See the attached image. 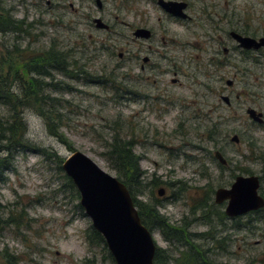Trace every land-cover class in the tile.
Instances as JSON below:
<instances>
[{
	"label": "rangeland",
	"instance_id": "374dc122",
	"mask_svg": "<svg viewBox=\"0 0 264 264\" xmlns=\"http://www.w3.org/2000/svg\"><path fill=\"white\" fill-rule=\"evenodd\" d=\"M100 1L103 12L95 0H0V15L23 30L0 34L2 74L50 48L64 56L70 73L29 78L44 86L43 108L51 111L67 146L48 133L33 104L18 111L22 88L31 81L20 74L21 82L10 78L0 90V97L8 89L12 96L9 105L0 102V127L9 122L12 107L27 129L23 148L4 161L10 169L0 175V264H7L4 254L15 264H114L102 245L87 241L91 222L61 166L79 152L117 179L103 154L120 134L134 141L140 158L137 201L187 234L172 242L151 224L154 243L170 264H264V212L230 220L225 205H214L215 191L229 189L238 176L258 177L264 199V49L243 56L228 36L264 37V0H188L192 23L161 33L168 47L156 50L167 52V61L155 60L145 71L134 61L148 52L145 43L131 40L129 4ZM97 18L112 32L95 29ZM222 96L230 99L229 107ZM248 108L262 114V125L248 119ZM213 126L217 131L209 139ZM233 136L237 145L230 143ZM152 181L159 186L153 188ZM191 248L199 254L194 263L186 260Z\"/></svg>",
	"mask_w": 264,
	"mask_h": 264
},
{
	"label": "water",
	"instance_id": "95a60500",
	"mask_svg": "<svg viewBox=\"0 0 264 264\" xmlns=\"http://www.w3.org/2000/svg\"><path fill=\"white\" fill-rule=\"evenodd\" d=\"M97 6L100 1L96 0ZM165 10L170 14L183 11V5L165 4ZM97 30H107L100 20H95ZM140 38H146L147 33H137ZM230 39L242 51H259L264 48V37L255 40L231 32ZM224 55L228 53L224 49ZM174 83V82H173ZM233 82H226L231 88ZM220 101L230 106V99L222 96ZM246 116L254 124L262 125L263 116L248 108ZM230 143L237 145L236 136ZM214 159L220 166L225 167L226 161L219 152ZM61 170L71 180L79 195V206L90 220L92 229L99 234L115 264H153L155 243L152 234L142 225L138 212L126 187L116 178L108 175L87 156L75 152L62 164ZM260 181L258 177L238 176L229 189H218L214 193V204H226L224 214L229 219H236L264 209V199L258 194ZM163 197L164 191L157 192Z\"/></svg>",
	"mask_w": 264,
	"mask_h": 264
},
{
	"label": "trees",
	"instance_id": "16d2710c",
	"mask_svg": "<svg viewBox=\"0 0 264 264\" xmlns=\"http://www.w3.org/2000/svg\"><path fill=\"white\" fill-rule=\"evenodd\" d=\"M23 30L20 27V24L14 22L9 16L0 15V34L7 35L9 33L19 34ZM243 36H248L247 34H242ZM243 56H250V54L242 53ZM62 55L57 54L55 49L50 48L46 53L40 54H30L28 57L24 58L21 63L16 65H10L8 72L4 75L0 70V90L3 86H7L8 79L12 78L14 83L21 82L19 75L22 74L24 78H29L31 76H35L38 78H46L48 77V72H57L63 75H70L68 70L66 69V62L63 61ZM29 84L27 83L26 87L22 88L23 98L22 102L18 106V111L21 109L28 108L30 104L35 106L38 115L47 123L48 133L52 137H56L60 140V142L67 146L66 140L61 136L62 134L58 133L59 128L55 122L54 117L51 116V111H46L44 106L45 98L41 97V91H43V85L41 83H37V80H29ZM12 96L10 95L9 89L8 93L5 96L0 97V102L5 105H9L11 102ZM217 126H213V129L209 133V139H213V136L216 134ZM27 132L26 126L23 122V116L21 119L17 112L16 108H10V118L9 122L6 123L5 126L0 127V153H6L7 159L0 160V175L1 172L10 169V165L5 164L4 161H8L11 159L13 151L16 152L19 147L24 146V136ZM121 135V134H120ZM120 135H113L111 137V142L106 144V151L103 154L105 158V162L108 165L109 169L113 171L118 179L126 189L128 190L130 197L133 201L134 207L138 211L139 218L141 220L142 225L150 232L151 224H156L157 227L161 228V231L164 233H168L170 235L169 240L177 241L179 243L181 240H184L187 237L185 231L180 229L171 228L167 222L162 217L158 215V213L151 209L149 206H142L140 202L137 201L136 190H140L142 188V180L143 173L139 168L140 158L134 154V141L133 140H124L120 137ZM4 144V145H3ZM23 148V147H22ZM72 149V148H71ZM72 151V150H71ZM9 163V162H8ZM62 162L59 160L58 164L60 165ZM222 170L226 169L220 166ZM60 169V168H59ZM1 179V176H0ZM67 182V186L69 187L72 194L75 198H79V195L73 186L71 180L67 177H64ZM159 183L152 181V187H158ZM205 206V205H203ZM80 208V206H79ZM81 209V208H80ZM260 212H264V209ZM221 219L224 215L220 214ZM87 241L93 246L102 245L103 250L107 252V248L102 237L97 234L92 228L87 235ZM186 260L194 263L197 261L199 254L194 249H190L189 254L186 255ZM5 262L7 264H15L12 258L9 256L5 257ZM107 258L114 263L112 257L107 253ZM171 258L162 250L156 247L155 256L153 260V264H170Z\"/></svg>",
	"mask_w": 264,
	"mask_h": 264
},
{
	"label": "flooded vegetation",
	"instance_id": "af4514ba",
	"mask_svg": "<svg viewBox=\"0 0 264 264\" xmlns=\"http://www.w3.org/2000/svg\"><path fill=\"white\" fill-rule=\"evenodd\" d=\"M100 1V0H99ZM125 3L127 2L129 4V10H130V35L131 40L133 43L141 44L145 43L148 56L143 58H137L134 57V61L141 62L140 69L141 71H145L147 68H150L154 66V61L156 60H163L167 61L168 53L167 52H161L156 50L158 45L164 46L165 48L167 46V41H165L161 33L167 32V27L170 26V28H182L184 24H191L192 18H193V7L191 6L190 2L188 0H121ZM205 1V0H201ZM176 4V5H183V11L175 14L168 13L164 5L165 4ZM96 4V0H95ZM97 6V4H96ZM105 6L100 1V5L97 6V9L100 12H103ZM106 14V13H105ZM108 15V13H107ZM95 20H100L104 25L107 26V30H99L106 33L112 32V27L105 24L101 18L94 19L92 21L93 26ZM154 20L156 21V24H154ZM96 29V27H95ZM140 31H145L147 33L146 38H140L137 36V33ZM231 32H229L230 34ZM228 34V36H229ZM250 37L252 39L258 40L260 38H257L256 36H245ZM230 38V37H229ZM171 42V41H170ZM173 46V44H171ZM224 49L222 50V52ZM241 53H249L251 54H257L262 51L259 50L257 52L255 51H242L239 50ZM224 54V52H223ZM119 58H122V55H119ZM153 68V67H152Z\"/></svg>",
	"mask_w": 264,
	"mask_h": 264
}]
</instances>
